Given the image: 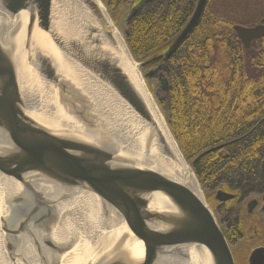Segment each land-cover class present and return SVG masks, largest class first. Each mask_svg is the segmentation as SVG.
Wrapping results in <instances>:
<instances>
[{"label":"water","instance_id":"water-1","mask_svg":"<svg viewBox=\"0 0 264 264\" xmlns=\"http://www.w3.org/2000/svg\"><path fill=\"white\" fill-rule=\"evenodd\" d=\"M151 1L140 0L128 19ZM80 2L103 25L109 45L96 37L95 29L77 32L65 2L0 0V174L4 179L0 181L15 186V191L3 195L5 214L0 217L9 263L60 264L79 242L78 238L64 245L55 242L63 210L88 194L98 208L100 230L115 235L85 264H236L179 147L203 197L165 171L153 152L157 149L171 158L144 92L112 49L106 48L113 47L112 30L99 3L118 28L104 1ZM206 3L198 0L166 58L197 26ZM233 29L245 49L264 35L263 25ZM47 44L115 93L135 116L136 131L146 137L143 146L113 127L53 60ZM127 49L161 112L140 70L142 63ZM159 77V92H167L168 80ZM215 198L226 202L234 195L218 191ZM257 205L258 200H250L248 212ZM25 246L31 248L29 257ZM248 264H264L263 247L251 252Z\"/></svg>","mask_w":264,"mask_h":264},{"label":"trees","instance_id":"trees-1","mask_svg":"<svg viewBox=\"0 0 264 264\" xmlns=\"http://www.w3.org/2000/svg\"><path fill=\"white\" fill-rule=\"evenodd\" d=\"M126 1L107 0V8L119 13ZM195 2L148 3L126 20L125 40L144 71L157 68L153 77L168 79L159 105L203 189L237 196L217 207L227 239L237 245L245 237L246 199L264 194V52L246 51L232 27L248 23L232 20L210 0L197 26L166 58Z\"/></svg>","mask_w":264,"mask_h":264},{"label":"bare ground","instance_id":"bare-ground-1","mask_svg":"<svg viewBox=\"0 0 264 264\" xmlns=\"http://www.w3.org/2000/svg\"><path fill=\"white\" fill-rule=\"evenodd\" d=\"M56 1H58V4L60 2H65V4H67V9L71 13L69 15L71 17L70 19H72L77 27V32H81L86 29H95L97 31L96 37L101 39L106 46L109 45V40L104 33V31L106 32L105 28L95 17H92L90 11L81 4V0ZM99 6L101 7L105 19L109 24V29L111 28L112 30L110 40L113 47L106 48L112 49L116 57L119 59L120 65L129 74L133 82L144 92L148 105L152 109L157 121L158 130L164 138L165 145L171 152V158L162 156L160 151L157 149H153V152L159 159L161 165L164 166L163 169L165 171L179 178L181 181L186 183L193 192L203 197L198 182L183 159L175 140L168 130L162 113L159 112L153 104L152 98L145 87L141 74L137 69V65L131 57L120 31L115 29L104 7L100 3ZM46 46L49 48L47 51H49V54L52 56L57 65H59L61 69L67 70V74L99 107L103 115L108 118V121L113 125V127L126 135L130 142L134 139L138 142V144L143 146L146 141V137L144 136L141 138L139 133L136 131L137 125L135 121L132 120L135 119V116L123 106L115 93L90 74L81 72L78 66L68 60L64 55L62 56L55 48L53 49L52 46L48 44ZM161 165L159 166L161 167ZM0 180H4L1 174ZM14 188L15 186L11 183L3 184V182L0 181V217L5 214L3 195L12 193L15 191ZM97 216L98 208L96 207L93 198H91L88 194L81 197L73 205L67 206L65 210H63L60 224L54 236L55 242L64 245L75 238H78L79 242L75 245V248L72 251L62 256L60 264H85L90 259V256L98 251L99 246H105L108 244V240L111 241L115 233L112 235L103 234L100 230L101 228H99ZM100 225H102L101 221ZM29 248L30 247L25 246V255L27 257H29ZM0 264H10L3 248V233L1 229Z\"/></svg>","mask_w":264,"mask_h":264},{"label":"rangeland","instance_id":"rangeland-1","mask_svg":"<svg viewBox=\"0 0 264 264\" xmlns=\"http://www.w3.org/2000/svg\"><path fill=\"white\" fill-rule=\"evenodd\" d=\"M106 1V0H105ZM130 4H127L125 7L121 8L119 10L118 14H114V23H116L117 28L121 32L123 36V32L126 28L125 20L129 13ZM214 7L217 10H225L229 13V16L232 20L241 21V22H254L258 19V17L264 13V0H216ZM113 16V14H112ZM141 70V69H140ZM152 71L154 73L157 71V68H154ZM142 72V70H141ZM148 71H144V73H147ZM143 74V72H142ZM144 75V74H143ZM146 84L150 88L153 95L156 93V91L159 89V81L158 77L151 76L150 78H146ZM162 95V93H159V97ZM175 139V138H174ZM181 151V150H180ZM200 184V182H199ZM200 188L203 191V194L205 196V199L211 209H213L214 215L217 218V220H220L219 213L217 209L214 207L217 204V202L214 201L213 196L214 193L207 192L203 189V187L200 184ZM209 195H211V199H209ZM259 198L260 195H252L247 199L251 198ZM256 214L257 221L259 226L264 230V212L263 209L259 207ZM250 246L247 244L246 240L241 241L237 245H232V249L234 252V257L236 258V264H246V256L248 254L247 247Z\"/></svg>","mask_w":264,"mask_h":264},{"label":"flooded vegetation","instance_id":"flooded-vegetation-1","mask_svg":"<svg viewBox=\"0 0 264 264\" xmlns=\"http://www.w3.org/2000/svg\"><path fill=\"white\" fill-rule=\"evenodd\" d=\"M153 1H155V0H152L151 2H153ZM137 2H138V0H127L125 3H126V5L131 3V5H130V8H131ZM209 2H210V0H207V3L205 5V7L207 6V4ZM197 3H198V0H196V2H195V8H196ZM195 8H194V10H195ZM258 25H263L264 26V13L261 14L256 21L249 22L248 25H246V27L251 28V27L258 26ZM258 43L261 44V49L254 50L255 45L258 44ZM246 51H248V52H253V51L254 52H264V35L261 36L260 38H257L255 40H253L251 42L250 48L246 49ZM236 197L237 196H235V198H233L232 200L236 199ZM217 203H219V202H217ZM258 206L260 208H262L263 212H264V194L260 195V197L258 198V205L255 208L259 209ZM245 218L246 219H245V221L243 223L244 224V229H245V237L243 238V240H246L247 244L250 245V246H248V247L251 248L250 252L253 249L258 248V247H263L264 248V230L259 226L258 221H257V216L255 215V212L254 213L253 212H250V213L248 212L245 215ZM248 257H249V255H248Z\"/></svg>","mask_w":264,"mask_h":264}]
</instances>
